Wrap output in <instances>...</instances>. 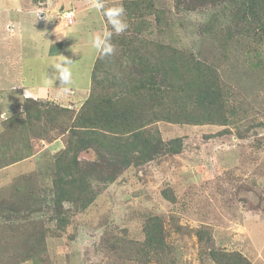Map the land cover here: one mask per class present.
Listing matches in <instances>:
<instances>
[{"label": "rangeland", "instance_id": "rangeland-1", "mask_svg": "<svg viewBox=\"0 0 264 264\" xmlns=\"http://www.w3.org/2000/svg\"><path fill=\"white\" fill-rule=\"evenodd\" d=\"M150 1L166 12L165 30L155 15L129 18L131 5L126 0H105L107 7L122 4L129 24L124 33L113 35L112 43L135 35L139 46L150 44L147 53H157L164 45L200 54L216 65L221 83L231 92L234 104L241 106L243 137L238 138L233 126L156 122L150 128L158 130L163 140L183 138L182 152L124 169L113 183L101 185L95 203L82 214L65 204L67 224L61 227L52 203L43 200L48 193L47 200L53 196L55 159L68 145L73 120L54 126L53 141L33 142L32 158L0 167V248L2 242L9 245L7 254H0V264H215L209 257L212 249L239 251L250 264H264V51L250 60L247 50L255 43L238 34L221 44L217 38L224 37L231 25L223 16L213 33L205 32L219 3ZM22 4L41 13L33 22L17 26L11 19ZM65 10L75 13L74 25L61 22ZM106 27L111 28L91 7V0H0V115L4 117L0 132L2 123L20 113L30 99L68 108L74 119L92 91L99 56L90 35ZM121 42L113 43L115 54L120 53L126 63L133 51ZM61 55L73 61V83L70 96L58 97L59 80L46 82V78L53 73L48 62ZM258 59L263 61L259 69L251 65ZM111 64L99 72L109 87L115 84L114 77L122 76L119 63ZM24 91L32 95L26 97ZM70 117L65 113V120ZM226 128L230 133H223ZM79 160L103 165L94 149L82 152ZM18 187L28 192L19 194ZM165 190H171L174 201L165 199ZM11 207L15 211L10 213L6 209ZM154 216L164 219L167 243L180 249L175 261L154 256L144 245L146 220ZM203 228L212 234V241L204 244L197 236ZM22 231L34 242L38 263L22 262L28 247L20 244Z\"/></svg>", "mask_w": 264, "mask_h": 264}, {"label": "trees", "instance_id": "trees-1", "mask_svg": "<svg viewBox=\"0 0 264 264\" xmlns=\"http://www.w3.org/2000/svg\"><path fill=\"white\" fill-rule=\"evenodd\" d=\"M192 1L194 6H197L195 2L200 5L206 2L221 4L212 14V20L205 25L206 33H213L223 16L231 25L227 26L224 37L217 38L219 42L224 40L227 43L238 34L255 43L247 50L251 54L250 60L262 54L264 0H189ZM126 3L131 5L127 8L130 10L129 18L147 19L155 15L159 27L163 26V30L168 27L166 12L157 9L154 2L126 0ZM120 42L113 40L115 45ZM138 42L135 35L123 37L121 46L130 47L133 51L131 55L127 54L126 63L122 61L120 53L105 59L97 58L92 74V91L74 119L68 108L30 99L20 113L2 123L0 167L3 168L32 158L35 140L53 141L54 126L73 120L68 145L55 159L53 196L47 200L51 195L48 193L43 200L52 203L61 227L67 224L66 210L63 208L65 204H70L76 214H82L95 203L102 191L101 185L104 184V188L106 184L113 183L124 169L182 152L183 138L163 140L158 130L150 128L156 122L179 126H233L238 130V138L243 137L240 132L243 121L241 106L234 104L231 92L221 83L216 65L203 60L200 54L186 53L164 45L163 48L158 47L157 53H147L150 44L139 46ZM111 63H119L122 76L114 77L115 84L109 87L104 85L99 72L111 66ZM262 63V59H258L257 62L252 61L251 65L259 69ZM65 113L71 114V117L65 120ZM223 133H230V130L226 128ZM91 149L96 151L103 165L79 160L82 152L89 153ZM7 158L11 159L10 163L3 161ZM17 190L19 194L28 192L21 187ZM163 195L166 200L174 201L171 190H165ZM11 208L5 209L10 213L15 211ZM144 233V245L149 253L157 257H170L171 261L179 257L178 245L167 243L162 217H149ZM20 234L19 237L23 236L20 244L28 246L23 250L22 262L38 263L39 254L34 252V242L25 231ZM197 236L202 244L212 241V234L205 228L198 230ZM1 246L0 254H7L9 245L2 242ZM209 257L215 264H250L239 251L212 249Z\"/></svg>", "mask_w": 264, "mask_h": 264}, {"label": "clouds", "instance_id": "clouds-1", "mask_svg": "<svg viewBox=\"0 0 264 264\" xmlns=\"http://www.w3.org/2000/svg\"><path fill=\"white\" fill-rule=\"evenodd\" d=\"M91 7L95 9L97 12L101 13L102 17L106 20V24L110 25L111 28H104L101 32H94L90 35V43L93 49L99 54V59H105L111 57L116 52V46L112 43V37L114 34L119 35L124 33L129 24L125 19V8L122 4H114L111 7H107L105 4V0H91ZM41 12H37L36 15L39 18ZM75 13L71 11H61L60 19L61 22L64 23L65 26L74 25ZM73 17V23H66L62 21L63 19H67L71 21ZM62 27L61 24H58ZM59 29L55 28L56 31ZM73 61L70 58L61 55L59 57H53L48 62V67L51 66L53 69L52 78L47 79L56 81L59 80V86L57 87V95L58 97L70 96L72 94V83H73V72L71 69V65ZM32 93L29 91H24V96L29 97ZM0 118H4L0 115ZM23 162V161H22ZM21 163V162H20Z\"/></svg>", "mask_w": 264, "mask_h": 264}, {"label": "crops", "instance_id": "crops-1", "mask_svg": "<svg viewBox=\"0 0 264 264\" xmlns=\"http://www.w3.org/2000/svg\"><path fill=\"white\" fill-rule=\"evenodd\" d=\"M18 4L19 3L17 2V4H15V5H18ZM33 9L34 8L31 7L29 4L28 5L22 4V5L18 6L17 9L15 10V13L13 16V21L11 19V22H14L17 26H19L21 23L24 24L25 22H33L34 20H36V13H37V11H35ZM34 14H35V16H33ZM39 91L40 92L42 91L41 88H39ZM24 162H26V161L18 163L17 165L23 164Z\"/></svg>", "mask_w": 264, "mask_h": 264}, {"label": "built area", "instance_id": "built-area-1", "mask_svg": "<svg viewBox=\"0 0 264 264\" xmlns=\"http://www.w3.org/2000/svg\"><path fill=\"white\" fill-rule=\"evenodd\" d=\"M62 21H64V22H68V23H73V17L71 18V21H69V20H67V19H63Z\"/></svg>", "mask_w": 264, "mask_h": 264}]
</instances>
